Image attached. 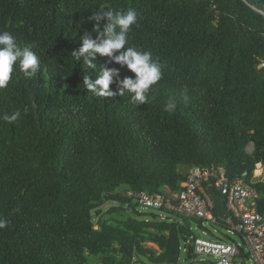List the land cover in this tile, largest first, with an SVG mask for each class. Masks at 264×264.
<instances>
[{
    "label": "trees",
    "instance_id": "trees-1",
    "mask_svg": "<svg viewBox=\"0 0 264 264\" xmlns=\"http://www.w3.org/2000/svg\"><path fill=\"white\" fill-rule=\"evenodd\" d=\"M103 8L135 9L129 45L163 66L146 104L83 84L95 73L71 52ZM0 31L40 61L0 89V116L21 111L0 119V264H176L193 217L139 212L128 192L173 200L197 166L252 184L264 211V0H0Z\"/></svg>",
    "mask_w": 264,
    "mask_h": 264
},
{
    "label": "clouds",
    "instance_id": "clouds-1",
    "mask_svg": "<svg viewBox=\"0 0 264 264\" xmlns=\"http://www.w3.org/2000/svg\"><path fill=\"white\" fill-rule=\"evenodd\" d=\"M137 18L138 14L133 8H103L88 17L93 22L92 32L95 36L92 32L84 31L80 35L82 43L78 50L71 53L75 62L82 59L83 66L95 73V79L87 74L82 79L85 88L94 95L112 99L129 94L131 102L139 106L148 102L149 90L161 80L163 66L153 59L151 51L129 45L128 34L132 26L137 24ZM32 49L33 45L19 46L16 37L9 31H0V89L7 88L17 64L26 77L36 75L40 61ZM97 54L107 57L99 67L95 62ZM121 69L128 70L132 75L122 76ZM175 107L174 101H168L164 111L172 112ZM23 111L27 113L28 108L25 107ZM20 116L21 111L16 110L11 114L4 113L0 119L13 123ZM8 224L7 219L0 217V229L6 228Z\"/></svg>",
    "mask_w": 264,
    "mask_h": 264
},
{
    "label": "built area",
    "instance_id": "built-area-1",
    "mask_svg": "<svg viewBox=\"0 0 264 264\" xmlns=\"http://www.w3.org/2000/svg\"><path fill=\"white\" fill-rule=\"evenodd\" d=\"M264 179H258L263 181ZM207 182V187L203 185ZM256 182V181H255ZM183 189L172 194L173 200L161 194L129 191L138 204L156 210H175L200 220L219 224L214 203L207 192L211 186L220 195L229 216L222 220L226 231L238 240H210L192 237L191 260L196 255H206L200 259L203 264H234L235 260H247L249 264H264V211H259V193L250 183L242 179L230 180L223 168L193 167L182 184ZM264 206V201H263ZM162 214V215H161ZM161 218L166 215L161 213ZM188 244L181 247L187 252ZM242 251L244 257L241 256Z\"/></svg>",
    "mask_w": 264,
    "mask_h": 264
},
{
    "label": "rangeland",
    "instance_id": "rangeland-1",
    "mask_svg": "<svg viewBox=\"0 0 264 264\" xmlns=\"http://www.w3.org/2000/svg\"><path fill=\"white\" fill-rule=\"evenodd\" d=\"M246 149H249L250 151L253 149L252 148V144H249ZM256 169H259V167H257ZM255 171V170H254ZM254 180H258V179H264V169H261L259 174H255V172L253 173V178ZM134 203H135V199H134ZM112 204L111 203H107L102 207V210L105 211L107 210ZM136 208L139 212L142 213H149V212H154L156 214L160 215L159 210L156 209H152V208H147L144 207L140 204H136ZM162 215V214H161ZM193 217V216H192ZM190 234L191 237H202L205 239H210V240H238V238L227 232L226 228L220 224H215V223H211L209 221H205V220H197L195 217L191 218L190 221ZM183 245V244H182ZM206 259V255H196L194 256V259H188L186 254L181 251L180 255H179V259L178 262L176 264H203V262L200 259ZM90 262H92V264H96L97 260L95 258V256H91L89 258ZM144 264H153L148 262L147 260L143 261ZM234 264H249V262L247 260H235Z\"/></svg>",
    "mask_w": 264,
    "mask_h": 264
},
{
    "label": "water",
    "instance_id": "water-1",
    "mask_svg": "<svg viewBox=\"0 0 264 264\" xmlns=\"http://www.w3.org/2000/svg\"><path fill=\"white\" fill-rule=\"evenodd\" d=\"M257 167H258V165H257ZM207 192L210 195V197H211V199H212V201L214 203L215 211H216L217 215L219 216V218L221 220L226 219L229 216V213H228V210L225 207V203H224L223 199L220 197V195L211 186H209L207 188ZM185 224L188 227L190 226V222L189 221H185ZM191 250H192L191 246L188 245L187 246V252H186V256H187L188 259H191Z\"/></svg>",
    "mask_w": 264,
    "mask_h": 264
},
{
    "label": "crops",
    "instance_id": "crops-1",
    "mask_svg": "<svg viewBox=\"0 0 264 264\" xmlns=\"http://www.w3.org/2000/svg\"><path fill=\"white\" fill-rule=\"evenodd\" d=\"M259 168H260V170L262 169L260 165H259Z\"/></svg>",
    "mask_w": 264,
    "mask_h": 264
},
{
    "label": "bare ground",
    "instance_id": "bare-ground-1",
    "mask_svg": "<svg viewBox=\"0 0 264 264\" xmlns=\"http://www.w3.org/2000/svg\"><path fill=\"white\" fill-rule=\"evenodd\" d=\"M258 166H259V164H258Z\"/></svg>",
    "mask_w": 264,
    "mask_h": 264
}]
</instances>
